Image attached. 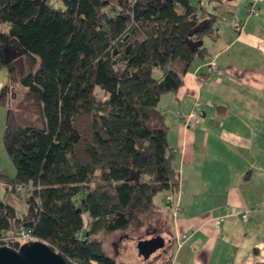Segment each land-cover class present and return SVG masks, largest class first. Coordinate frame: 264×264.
Returning <instances> with one entry per match:
<instances>
[{
	"label": "trees",
	"instance_id": "trees-1",
	"mask_svg": "<svg viewBox=\"0 0 264 264\" xmlns=\"http://www.w3.org/2000/svg\"><path fill=\"white\" fill-rule=\"evenodd\" d=\"M221 2L0 0V68L15 81L14 60L26 61L17 80L42 118L21 126L6 108L1 144L12 191L26 194L22 213L0 201V246L16 250L22 231L67 264H123L103 237L177 192L158 101L211 56L203 40L215 39ZM10 94L2 85L0 106Z\"/></svg>",
	"mask_w": 264,
	"mask_h": 264
},
{
	"label": "crops",
	"instance_id": "crops-1",
	"mask_svg": "<svg viewBox=\"0 0 264 264\" xmlns=\"http://www.w3.org/2000/svg\"><path fill=\"white\" fill-rule=\"evenodd\" d=\"M256 14L237 17L242 29L233 35L222 38L216 29L209 42L219 39V47L205 43L211 56L194 61L177 90L158 101L178 173L175 211L165 201L168 191H162L153 196L155 208L146 218L167 217L158 230L174 250L160 264L264 262V34ZM210 60L218 72L207 70ZM195 101L200 122L184 128L178 112H189ZM0 123L3 131L2 111ZM242 209H251L244 221L226 215ZM177 234L186 236L179 246Z\"/></svg>",
	"mask_w": 264,
	"mask_h": 264
},
{
	"label": "rangeland",
	"instance_id": "rangeland-1",
	"mask_svg": "<svg viewBox=\"0 0 264 264\" xmlns=\"http://www.w3.org/2000/svg\"><path fill=\"white\" fill-rule=\"evenodd\" d=\"M262 5H264V0H239V2L238 0H232V2L224 0L223 4L216 9L217 19L215 26L219 36L224 38L223 36L228 35L229 33V35H233L231 29L232 21L239 16L240 18L242 17V19L247 16H253L256 12L257 16L255 20H258V23L261 26L260 28L262 29V34H264V21L262 20L264 19V8ZM247 7L254 9L253 13L245 12L244 10ZM247 27H250L247 31L253 30L251 23H248ZM209 39V37H205L203 40L204 43H207L208 47L214 46V48H218L221 44V41L218 39L214 45H211ZM14 67L16 69L15 81L9 79L4 67L0 68V88L2 85L9 83L11 93L5 107L0 106V113L2 111L5 116L6 108L8 106L18 125L39 127L42 123V118L32 99L26 94L25 88L22 87L17 80L18 76L26 73L29 68L26 61L23 62L18 58L14 60ZM1 126L2 123H0V201L13 206L17 213H22L25 209L23 198L25 197L26 189L17 187L15 192L12 191L11 180L14 175V168L1 144ZM83 217L85 216L83 215ZM146 218L145 220L143 218L138 226L114 231L104 236L102 244L105 253L123 264H160L159 261L163 258L171 257L174 247L170 243V238L167 237L166 233L160 235L161 233L158 230L159 222L161 221L164 222L162 227L165 228L167 217L163 220L156 216H149L148 219ZM156 234H159L164 240L163 247L150 254L146 259H140L135 244L153 237V235Z\"/></svg>",
	"mask_w": 264,
	"mask_h": 264
},
{
	"label": "water",
	"instance_id": "water-1",
	"mask_svg": "<svg viewBox=\"0 0 264 264\" xmlns=\"http://www.w3.org/2000/svg\"><path fill=\"white\" fill-rule=\"evenodd\" d=\"M86 236V233L84 234ZM164 240L159 235L135 244L140 259L163 247ZM0 264H67L64 257L41 241H28L20 244L16 250L0 246Z\"/></svg>",
	"mask_w": 264,
	"mask_h": 264
},
{
	"label": "built area",
	"instance_id": "built-area-1",
	"mask_svg": "<svg viewBox=\"0 0 264 264\" xmlns=\"http://www.w3.org/2000/svg\"><path fill=\"white\" fill-rule=\"evenodd\" d=\"M253 9L252 8H248L247 13L252 12ZM231 29L234 32H239L242 29V22L241 20L238 19H234L231 23ZM207 70L210 72H218L217 67L214 63L213 60H210L207 65ZM200 103L198 101L194 102L193 108L192 110H190L187 113H181L178 112V115L181 119L182 125L184 128H193L196 125L199 124L200 122V114L197 111V108L199 107ZM165 201L167 202V204L169 205V207L172 209V213L175 211L176 208V204L173 205V193L171 191H168V193L165 196ZM253 208H257V204H255L253 206ZM251 211V209H242L240 211H233L231 213H227L226 215H234L239 217L241 220H246L248 218V214ZM223 217V216H222ZM222 217H219L218 219L215 220V222L219 221L222 219ZM81 234L78 233V236H80ZM184 239H186V236L184 234H177L175 237V241L177 243V246H179ZM14 240H20L24 242H28V241H35L36 239H34L33 237L29 236L28 234L24 233V232H20L15 238Z\"/></svg>",
	"mask_w": 264,
	"mask_h": 264
}]
</instances>
